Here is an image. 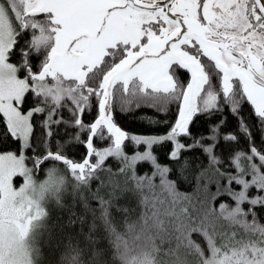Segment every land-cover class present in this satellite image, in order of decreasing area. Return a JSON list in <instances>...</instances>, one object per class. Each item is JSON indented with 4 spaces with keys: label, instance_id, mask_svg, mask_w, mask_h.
<instances>
[{
    "label": "snow or ice",
    "instance_id": "1",
    "mask_svg": "<svg viewBox=\"0 0 264 264\" xmlns=\"http://www.w3.org/2000/svg\"><path fill=\"white\" fill-rule=\"evenodd\" d=\"M173 104L166 134H129L113 116L117 105L167 113ZM225 108L237 120L227 133ZM216 115L208 134L192 135L196 120ZM0 123L19 144L0 151V264H44L45 242L57 264H264V0H0ZM61 124L77 132L53 150ZM85 131L76 161L66 147ZM97 137L110 143L98 149ZM220 141L232 146L229 166ZM126 142L147 150L128 154ZM163 143L169 165L153 152ZM197 148L208 164L194 170L195 192L182 193L184 152ZM49 162L63 169L38 182ZM139 162L151 174L138 175ZM53 208L67 218L51 223Z\"/></svg>",
    "mask_w": 264,
    "mask_h": 264
},
{
    "label": "trees",
    "instance_id": "2",
    "mask_svg": "<svg viewBox=\"0 0 264 264\" xmlns=\"http://www.w3.org/2000/svg\"><path fill=\"white\" fill-rule=\"evenodd\" d=\"M12 62H15V58ZM34 63L36 61H33ZM33 105V97L31 94L28 95V102L23 106L24 110L27 111ZM177 108L176 105L173 104L169 107L167 113H158L156 110L149 108L147 106L141 107L140 109H136L135 107L130 110H122L119 105L116 106L115 111L113 113L114 120L116 123L129 134H166L169 130L172 123L175 121ZM249 113V105L245 104L244 106V115L247 116ZM65 119H69V114L67 111L63 113ZM97 116V109L92 107L86 112L83 116L85 123H91ZM224 116L226 117V126L223 129L224 132H230L236 129L237 120L234 116L229 113V110L225 108ZM43 117L37 116L36 120L39 121ZM220 119L219 115L213 116L211 119L201 116L200 119L196 120L193 125H191L192 135L194 137H199L201 134H208V129L210 125L215 124ZM151 120H159L161 123L153 124ZM166 122V123H165ZM3 130V124L0 123V131ZM256 132L255 129H253ZM77 129L66 127L61 124L58 128L55 129V135L52 137V148L55 150V145L57 141L63 143L66 141L73 133H76ZM41 133V129L37 127L36 135L39 136ZM86 140H87V132L80 133V141L77 143L70 144L66 147V153L69 157L73 158L76 161H80L86 155ZM184 143H191L192 141L189 138H184ZM110 141L107 139H101L99 137L94 139V146L97 147H107ZM207 143V141H205ZM256 143L259 146L260 144V135L259 132H256ZM230 145L225 144L223 141H220L216 148L217 155L221 156L225 161V166H229L228 164V156L231 151ZM240 148H247L245 141L241 140ZM19 148V144L12 138L5 139L0 136V151H16ZM172 149L171 143H163L159 145L153 146V152L158 157V161L161 165H169L168 154ZM126 152H135L136 150L145 151L146 146H136L133 142H126ZM31 155V152L28 153ZM184 156L188 157L192 161V168L185 173L187 176V181L181 180L178 184L179 191L182 193L193 194L196 189V181L193 178L195 172L194 170L198 165L207 166L208 158L207 156L199 149H194L192 151L184 152ZM31 164V161H27ZM50 166H57L61 170L63 169L62 165H53V162H49L43 166V168L36 173L38 176L45 175V169ZM106 167H111L113 171H115L119 164L114 158H108L106 161ZM153 171L150 163L147 162H139L136 167V172L138 175L151 174ZM175 179V175L172 176ZM22 178L17 177L14 178V184L17 186ZM118 179L123 180V177H118ZM158 183V180L156 181ZM96 187V182H93L92 188L93 190ZM234 188H238L237 185H233ZM209 190L211 192L216 191V184L212 183L209 185ZM255 191V190H253ZM224 200H228V197H223ZM65 200L67 202H71V196L67 195ZM217 205L220 203V200L215 202ZM229 203L231 201L229 200ZM93 207H96V203L93 202ZM247 207V205H245ZM60 218L66 219L67 213L62 212L60 210L57 211ZM261 222H264V211H261ZM62 222V221H61ZM60 253L58 250H54L51 255H49L45 264H57L59 260Z\"/></svg>",
    "mask_w": 264,
    "mask_h": 264
},
{
    "label": "rangeland",
    "instance_id": "3",
    "mask_svg": "<svg viewBox=\"0 0 264 264\" xmlns=\"http://www.w3.org/2000/svg\"><path fill=\"white\" fill-rule=\"evenodd\" d=\"M98 149H102V148H105V147H97ZM11 151V150H10ZM126 151V150H125ZM134 152H129V154H133ZM28 163V162H27ZM28 166L31 167V164L28 163ZM63 174V172H62ZM46 178V175H43V176H38V175H35V179L39 182V181H43L44 179ZM67 179L70 181L71 180V177L68 176ZM23 183V180L21 179L20 183L16 186V187H19L21 184ZM211 185V184H210ZM199 195L202 197L204 194L203 192L199 193ZM67 195H65V198H66ZM57 209L53 208L52 209V218H51V223H54V222H57V218L60 217L59 214H57ZM45 240H47V238H45ZM42 248H43V259H44V264L46 263V260L48 259L49 255H51L53 253V251L56 249V245L55 243L53 244H48V243H44L42 245Z\"/></svg>",
    "mask_w": 264,
    "mask_h": 264
}]
</instances>
